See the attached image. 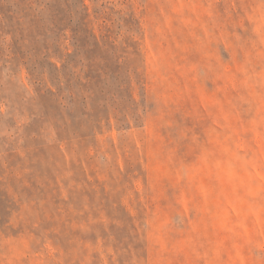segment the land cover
<instances>
[{"label": "rangeland", "instance_id": "rangeland-1", "mask_svg": "<svg viewBox=\"0 0 264 264\" xmlns=\"http://www.w3.org/2000/svg\"><path fill=\"white\" fill-rule=\"evenodd\" d=\"M0 264H264V0H0Z\"/></svg>", "mask_w": 264, "mask_h": 264}]
</instances>
